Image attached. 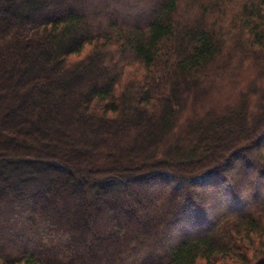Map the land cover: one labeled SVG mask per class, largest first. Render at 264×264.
<instances>
[{
  "label": "trees",
  "instance_id": "1",
  "mask_svg": "<svg viewBox=\"0 0 264 264\" xmlns=\"http://www.w3.org/2000/svg\"><path fill=\"white\" fill-rule=\"evenodd\" d=\"M263 137L264 0H0V264H264Z\"/></svg>",
  "mask_w": 264,
  "mask_h": 264
},
{
  "label": "rangeland",
  "instance_id": "2",
  "mask_svg": "<svg viewBox=\"0 0 264 264\" xmlns=\"http://www.w3.org/2000/svg\"><path fill=\"white\" fill-rule=\"evenodd\" d=\"M3 109H4V107H3ZM21 114H23V113L21 112ZM260 140L261 141H259V139H258V142L257 143H255L256 141L255 142L254 141L252 142V144H251L252 146L250 147L251 154H249V156L251 158H253V160L255 162H257V163L259 161V153L262 151V147H263L261 145L264 144V137L262 139H260ZM245 154H244L245 156L242 157V158H237V159L234 158L232 161H230L231 163L228 164L225 173L223 171L221 172V173H224V176H223V181H221V184L216 188L217 194L219 193L218 192L219 190L220 191L221 190L223 191V189H225V187H227V185L228 186L231 185V187H234V185L237 184L238 181L240 183H243V185L244 184H247L246 178H247V175H249V174H251L250 175V179L251 180H254L255 178H257V175H256L257 173L254 174V171H255L254 169L255 168L253 167L252 164L249 165V167H247V168L244 166L245 162L247 161V160H245V158H247V156H248L247 153H245ZM249 156H248V158H249ZM17 169L18 168H15L14 167L13 172L14 171H17ZM50 172H52V171H50ZM243 185H242V187H244ZM143 187H144L143 185L138 186L137 187L138 191L144 190V189H142ZM154 189L157 192H159V194H161V193L163 194L164 193V190H165V187L161 185V186H156V188H154ZM202 189H204V188L202 187V188H199L198 189L199 190L198 191V194H199V203H201L203 206L206 207V205L207 206L208 205H211L213 201L215 202L217 200L218 196H215L216 197L215 198V197H212L210 194H209L210 195L209 196L208 193H207V192L211 191L210 190L211 187H210L209 191H206L208 189L202 191ZM243 190H245V189H243ZM247 195H248V193L245 190L244 191V196H245V198H247L249 200V197ZM47 196H50V193L47 194ZM163 197H164V201L162 202V204H165V202L167 201V195L165 194V195H163ZM219 197H220V195H219ZM128 199L131 202H133V204L138 203V201L133 196H131V195L128 197ZM251 200L252 199H250V201ZM150 204H152V203L150 202L149 205ZM149 205H144L142 203L140 205L139 209H137L135 212H133V215L134 216H138V217H140V216L143 215V217L145 216L144 218L150 217L151 215L154 214V208H150L151 206H149ZM76 206H77V204L75 205V207ZM157 206H158V204H156L155 208H157ZM58 208L60 210H62L61 206H58ZM234 209L239 214L242 211H244L243 209H239L238 207L237 208H234ZM222 210H224V208H218L217 210L214 209V212L222 211ZM68 214L69 215H72V212L70 211ZM211 215L208 217L209 219H212L213 218ZM93 216H92L91 213L89 214L88 220H87V223H86L88 226H90L91 228L94 227L97 230H101V231H103L104 234H106V233L112 234V232H114L115 227L112 226V223H111L112 220L110 221V224L109 225L103 226V225H101V222L103 221V218H102V221H100L99 219H97V218H95ZM194 217H195V215H194ZM194 217L190 214V218L192 219V221L195 222V218ZM105 221H106V218H105ZM118 221L120 222V224H122L121 226H124L127 229L129 228L130 230H133V229H138L139 228V224L133 218H130L129 219V218H123V217L119 218L118 217ZM96 223L98 225H96ZM182 227H183L182 224H177L176 225L177 230L171 229V232H169V233L166 230V229H168L167 226H166V229H165V227L164 228L163 227H160V228H158L157 231L156 230L155 231H152V232H154V234H156L157 232H160V231L162 232V234H160L161 235L160 242H161V244L163 246H161L160 248L156 249V253L161 258L165 257V255L167 254V247L168 246L174 245V244H176L179 241L177 239V236L180 237V238H183V237H186L188 234L193 233L190 230H189V232H187V231L185 232V230ZM178 229L179 230H182V231H179ZM110 234H109V236H110ZM125 234H126V231L123 232V239H124ZM79 240L81 242L82 241V238H79ZM98 240L101 241V243L107 244V246L109 244L110 245L108 247L109 250H113L114 249V245L115 244H114V242H113V240H112L111 237H109V238H101L100 237ZM124 240H126V239H124ZM95 241H97V239L95 237H93L91 239H88V243H90V245L93 244V242H95ZM124 242L127 244V241H124ZM152 261L153 262H156V260L154 258L152 259Z\"/></svg>",
  "mask_w": 264,
  "mask_h": 264
},
{
  "label": "bare ground",
  "instance_id": "3",
  "mask_svg": "<svg viewBox=\"0 0 264 264\" xmlns=\"http://www.w3.org/2000/svg\"><path fill=\"white\" fill-rule=\"evenodd\" d=\"M232 158V157H231Z\"/></svg>",
  "mask_w": 264,
  "mask_h": 264
}]
</instances>
